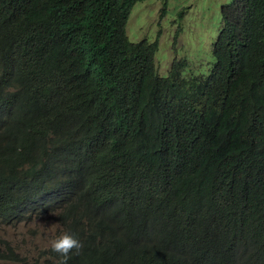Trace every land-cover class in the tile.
<instances>
[{
    "label": "trees",
    "instance_id": "16d2710c",
    "mask_svg": "<svg viewBox=\"0 0 264 264\" xmlns=\"http://www.w3.org/2000/svg\"><path fill=\"white\" fill-rule=\"evenodd\" d=\"M168 1L163 0L162 17L167 13ZM137 2L0 0V6H20L0 19V30L16 29L20 34L45 38L60 28L71 30L82 18L100 20V26L89 37L95 47H102L109 82L123 85L108 86L97 97L106 119L105 136L112 144L126 130L136 127L134 146L128 143L120 155L108 160L101 154L83 156L82 165L77 167L79 186L68 194L77 204L66 216L70 218L67 231L78 236L81 247L70 254L68 264H264V249L256 242H239L217 228L218 189L211 179V175L217 180L228 179L233 191L240 194L241 199L232 205L234 215L241 210L251 211L256 201L264 197V0H231L221 7L218 37L207 75L204 71L199 72L201 75L192 72L184 78L177 69L186 61H179L171 72L169 80L176 81L178 88L188 87L185 90L189 105L198 102L199 107L208 108L215 92L221 102L220 117L213 108L208 111L216 127L212 138L206 141L208 147L194 154L203 162L197 168L188 153L180 157L170 145L184 135L179 125L174 127L172 141L168 140V116L178 113L176 103L143 97V83L157 73L159 41L128 37L127 24ZM184 11L179 13L180 19ZM13 101L34 114L39 132L45 133L48 126L57 122L64 99L50 94L28 102ZM151 117L154 118L149 120ZM182 131L189 133L184 125ZM205 131L204 126L199 132ZM229 131L242 134L229 144L224 141ZM19 137L16 126L1 115L0 189L5 193L12 188L10 177L27 160L20 146H16ZM240 146L242 151L237 152ZM132 158L145 170L147 179L157 173L158 180L162 176L170 196L162 199L147 195V201L140 194L134 198L120 167ZM109 176L119 184L115 188L119 204L105 194L110 187ZM168 198L175 199L174 207L166 202ZM137 212L152 215L142 219ZM178 219L183 221L181 233L168 231V220ZM207 231L218 234L220 245L205 235Z\"/></svg>",
    "mask_w": 264,
    "mask_h": 264
},
{
    "label": "clouds",
    "instance_id": "9594fccd",
    "mask_svg": "<svg viewBox=\"0 0 264 264\" xmlns=\"http://www.w3.org/2000/svg\"><path fill=\"white\" fill-rule=\"evenodd\" d=\"M18 7L20 6L1 5L0 14L4 15L0 19L10 16ZM97 26H100V20L96 17L82 18L71 30L60 28L48 33L45 38L20 34L16 29L0 30V116L16 126L20 133L16 146H20L27 156V160L20 163L10 177L9 185L12 188H7L9 192L5 193L4 189H0V220L10 225L37 211L41 214L57 211L63 226L62 232L58 231V235L50 241V246L38 249L29 257L18 252L9 240L0 238V260L16 264H68L70 254L81 247L78 236L67 231L70 218L66 214L77 204L68 194L79 186L77 177L80 173L77 167L82 165L83 156L93 158L101 154L106 160L113 159L120 155L128 143L135 145L136 127L126 130L112 144L108 143L105 136L106 119L102 116V105L97 97L108 86L123 85L109 82L103 65L102 47H95L89 37ZM216 40L212 44L211 53ZM179 61L187 62L180 70L175 67ZM179 61H172L169 71L161 73L159 67L162 68L163 64L155 59L157 73L154 78L143 83L142 93L143 97L154 96L176 103L178 113L168 116V140L172 141L174 127L179 125L180 132L184 135L170 145L174 146L177 150L175 154L180 157L184 156V152L188 153L193 167L197 168L203 162L194 154L208 147L206 141L212 138L216 127L214 118L208 111L213 108L220 117L222 106L216 92L208 108L199 107L198 102L189 105L185 90L188 87L178 88L176 81L169 80L171 72L177 69L187 78L192 72L200 74L204 70L191 71V63L187 59L181 58ZM36 64V68L31 70ZM203 73L207 75L209 71ZM50 94L63 97L62 111L57 115L54 126H48L45 133H40L35 115L20 108L13 99L28 102ZM152 118L154 117L149 120ZM183 125L189 133L182 131ZM204 126L206 131L199 132ZM240 134L242 132L229 131L224 141L231 144L232 139ZM240 150L242 151V146L237 147V152ZM11 158L16 159V156L11 155ZM162 166L163 162L159 171L161 173ZM120 167L134 198L137 199L139 194L144 201H147V195L162 199L170 196L162 176L158 180L157 173L147 179L145 170L133 158ZM211 179L218 189L220 212L216 215L217 228L228 232L239 242H256L264 249V197L261 196L256 201L251 211L241 210L234 215L232 205L241 199L240 194L233 191L228 179L217 180L214 175H211ZM108 180L110 187L105 194L119 204V195L115 191L119 184L110 176ZM167 200L174 207L175 199ZM77 212L81 213L82 210ZM136 215L149 219L152 214L137 212ZM182 228V219L168 220V231L181 233ZM205 235H209L211 240L220 245L216 232L207 231Z\"/></svg>",
    "mask_w": 264,
    "mask_h": 264
},
{
    "label": "rangeland",
    "instance_id": "374dc122",
    "mask_svg": "<svg viewBox=\"0 0 264 264\" xmlns=\"http://www.w3.org/2000/svg\"><path fill=\"white\" fill-rule=\"evenodd\" d=\"M230 1L169 0L167 13L162 17L165 8L162 0H141L132 10L127 32L133 39L159 38L156 60L163 64L159 67L161 73H167L172 61L181 58L191 63V71L203 69L207 73L212 62V44L218 35L220 10ZM182 10L185 11L180 19ZM58 216L57 211L42 214L37 211L10 225L0 220V238L9 240L18 252L29 257L38 249L50 246L58 231L62 232ZM0 264L16 263L0 260Z\"/></svg>",
    "mask_w": 264,
    "mask_h": 264
}]
</instances>
